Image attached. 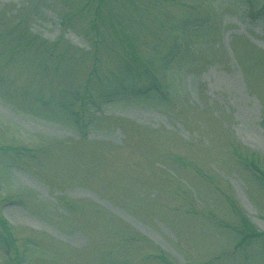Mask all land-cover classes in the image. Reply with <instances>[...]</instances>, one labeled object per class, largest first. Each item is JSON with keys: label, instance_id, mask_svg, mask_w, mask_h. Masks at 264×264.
<instances>
[{"label": "rangeland", "instance_id": "obj_1", "mask_svg": "<svg viewBox=\"0 0 264 264\" xmlns=\"http://www.w3.org/2000/svg\"><path fill=\"white\" fill-rule=\"evenodd\" d=\"M0 264H264V0H0Z\"/></svg>", "mask_w": 264, "mask_h": 264}]
</instances>
